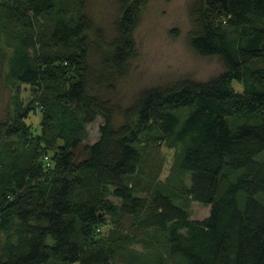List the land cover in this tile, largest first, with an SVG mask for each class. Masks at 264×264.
I'll return each mask as SVG.
<instances>
[{
    "label": "trees",
    "instance_id": "16d2710c",
    "mask_svg": "<svg viewBox=\"0 0 264 264\" xmlns=\"http://www.w3.org/2000/svg\"><path fill=\"white\" fill-rule=\"evenodd\" d=\"M148 2L117 0L107 42L89 0H0L13 91L0 122V264H264V0H192L188 45L223 72L123 105L112 96ZM163 148L175 151L164 179ZM191 202L209 216L191 219Z\"/></svg>",
    "mask_w": 264,
    "mask_h": 264
},
{
    "label": "rangeland",
    "instance_id": "374dc122",
    "mask_svg": "<svg viewBox=\"0 0 264 264\" xmlns=\"http://www.w3.org/2000/svg\"><path fill=\"white\" fill-rule=\"evenodd\" d=\"M191 2L192 0H149L135 33L138 56L132 63L130 74L118 85L117 94L112 96L115 102L127 105L143 89L181 79L205 82L223 72V65L218 58L199 57L188 45V35L192 29L189 17ZM117 8V0H89L88 3V13L106 35L107 42L113 36V22L117 15ZM44 23L47 26L48 22ZM6 51L2 40L0 41V122L4 121L12 111L13 91L5 82L8 69ZM31 52L33 55L37 54L35 49ZM93 55H95L94 52ZM93 58L96 60L95 57ZM234 87L236 90L242 89V85L238 82H234ZM18 90L22 92L27 102L30 94L29 87L20 85ZM32 116L29 122L35 123L40 117L39 112ZM116 122L121 125L122 117L116 116ZM101 123L102 119L99 117L88 125L89 135L84 144H93L98 140ZM161 153L164 159L162 174L164 179L170 171L175 151L163 148ZM185 182L190 184L188 176L185 177ZM110 198L117 201L116 198ZM189 211L191 219L203 220L209 216L210 206L191 202ZM117 228L119 226L110 223L104 226L102 234L108 235L110 231Z\"/></svg>",
    "mask_w": 264,
    "mask_h": 264
}]
</instances>
